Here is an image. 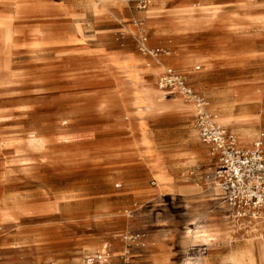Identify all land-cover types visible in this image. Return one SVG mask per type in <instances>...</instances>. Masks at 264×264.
<instances>
[{
    "label": "rangeland",
    "instance_id": "1",
    "mask_svg": "<svg viewBox=\"0 0 264 264\" xmlns=\"http://www.w3.org/2000/svg\"><path fill=\"white\" fill-rule=\"evenodd\" d=\"M92 2L102 16L78 37L66 19L41 22L43 32L0 23V264H85L105 246L104 264H264V224L235 219L204 180L212 164L193 109L158 94V65L139 50L146 39L167 52L160 62L221 126L255 138L264 0H133L119 13ZM181 151L192 169L165 157ZM188 181L199 192L174 193ZM202 230L212 242L191 239Z\"/></svg>",
    "mask_w": 264,
    "mask_h": 264
},
{
    "label": "built area",
    "instance_id": "2",
    "mask_svg": "<svg viewBox=\"0 0 264 264\" xmlns=\"http://www.w3.org/2000/svg\"><path fill=\"white\" fill-rule=\"evenodd\" d=\"M146 42V39L139 42L140 52L159 64L165 53L148 50L142 45ZM158 87L164 92L178 93L192 107L198 139L207 146L211 155L212 166L204 180L220 190L233 217L237 220H264V131L258 134L250 147L239 144L234 134L215 121L207 100L194 91L184 75L171 68H166L159 75ZM85 264L104 262L101 255L96 254L89 256Z\"/></svg>",
    "mask_w": 264,
    "mask_h": 264
},
{
    "label": "crops",
    "instance_id": "3",
    "mask_svg": "<svg viewBox=\"0 0 264 264\" xmlns=\"http://www.w3.org/2000/svg\"><path fill=\"white\" fill-rule=\"evenodd\" d=\"M92 1L91 0H0V23L2 24L5 23V25H8L7 27H9L11 31L16 24H21L23 26L25 25L24 28H26L27 22L36 21V23H32L33 29L39 32H43V27L41 25V22L57 20V19H66L72 22L71 29H73V32H75L76 36L78 37L81 33H83V31L86 30V24L89 23V20L91 18L96 19L102 16L100 12L95 9L94 2ZM132 1L133 0H104V2L107 3L105 4V7L107 6L109 10H115L118 13L123 10L126 11L129 8ZM106 19L107 21L109 20L108 18ZM0 31H4L2 25H0ZM163 64L164 66L165 65L169 66V64L171 63L169 62L168 58L165 57L163 58ZM161 73L162 72H160V74ZM157 92L160 95L162 94L164 96L163 91H160L158 89ZM187 106L190 107L189 105ZM188 111L191 117H193V114H191L192 111L190 109ZM212 114L217 117V115L214 114L213 112ZM216 122H218L221 125L219 120L218 121L216 120ZM224 128L227 129V127ZM231 133L234 134L233 132ZM236 133L242 134V132L239 131L238 132L236 131ZM235 136L237 137V135ZM257 136H255V138L253 136L250 139L252 142L249 146H245L244 144L241 145L244 147H250L257 138ZM201 145L206 150L208 149L207 146L203 144ZM192 155L193 154H191L190 156V153L189 152L187 153V151H181L178 152L177 154H168L165 157L167 160L171 162H174L175 160L185 161L186 163H184V166H182L181 169L188 170V169H192V161H191ZM206 160L209 162L211 161L210 152L206 154L205 161ZM188 184L189 185L179 186V190H175L174 193L177 194L178 196H187L190 195L191 193L199 192L198 190L200 189V186L198 183L191 181ZM167 185L168 184L166 182L162 181L160 184H158L157 189L159 190L161 189L162 192L171 193L170 192L171 188H168ZM260 221H264V220H259V221L256 220L253 222L258 224H264V222H260ZM104 250H107L106 246ZM98 254H100V252H98Z\"/></svg>",
    "mask_w": 264,
    "mask_h": 264
},
{
    "label": "bare ground",
    "instance_id": "4",
    "mask_svg": "<svg viewBox=\"0 0 264 264\" xmlns=\"http://www.w3.org/2000/svg\"><path fill=\"white\" fill-rule=\"evenodd\" d=\"M187 19V18H186ZM178 20H180V19H178ZM262 20H264V19H262ZM260 22H261V20H259ZM262 22H264V21H262ZM79 23V22H78ZM187 26V25H186ZM96 31V30H95ZM79 32V31H78ZM93 33V32H92ZM144 47H146V44H142ZM165 53V55L167 56V55H169L167 52H164ZM157 65H158V68H159V70H160V72H162V71H164L166 68H165V66H164V64L163 63H156ZM197 64V63H196ZM197 68V67H196ZM195 68V69H196ZM159 90H160V88L159 87H157ZM161 91V90H160ZM159 94V93H158ZM171 96V95H170ZM179 98V97H178ZM171 100V99H170ZM174 101V100H173ZM222 111V110H221ZM225 111V110H224ZM214 117H215V121H216V116L215 115H213ZM217 116H218V114H217ZM218 123V122H217ZM219 124V123H218ZM220 125V124H219ZM253 136L250 134V132H245V133H242V134H240V136H237V139H238V141H239V143L240 144H244L245 143V141L244 140H250L251 138H252ZM195 185V184H194ZM175 186V185H174ZM198 186V185H197ZM211 202V201H210ZM212 203V202H211ZM222 204V203H221ZM217 206V205H216ZM214 208V207H213ZM200 219V218H199ZM231 219V218H230ZM193 225H191V227H192ZM190 227V226H189ZM262 228V227H261ZM193 229V228H192ZM189 232V235H190V237H191V239L192 240H200L202 243H204V244H208L211 240H212V237H211V235L206 231V230H202V231H196V232H194V234L191 232V231H188ZM213 236V235H212ZM219 237V236H218ZM227 237V236H226ZM217 238V237H216ZM220 238V237H219ZM188 239V238H187ZM218 241V240H217ZM221 241V240H220ZM195 242V241H194ZM212 242V241H211ZM196 243V242H195ZM262 243V242H261ZM105 248V247H104ZM100 253H101V261H103L104 263L105 262H107L108 261V258H109V256H108V253H107V250H104V249H102L101 251H100ZM232 255V254H231ZM111 256V255H110ZM186 256V255H185ZM194 259V258H193ZM196 259V258H195ZM241 259H243V256H240V255H236V256H234L233 257V259H232V261H233V264H242V260ZM185 263V262H184Z\"/></svg>",
    "mask_w": 264,
    "mask_h": 264
}]
</instances>
